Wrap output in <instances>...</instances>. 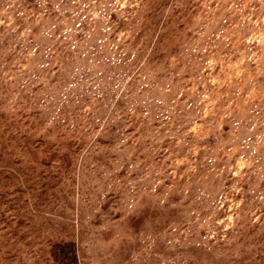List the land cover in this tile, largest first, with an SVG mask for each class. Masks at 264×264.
I'll use <instances>...</instances> for the list:
<instances>
[{
  "label": "rangeland",
  "instance_id": "1",
  "mask_svg": "<svg viewBox=\"0 0 264 264\" xmlns=\"http://www.w3.org/2000/svg\"><path fill=\"white\" fill-rule=\"evenodd\" d=\"M0 264H264V0H0Z\"/></svg>",
  "mask_w": 264,
  "mask_h": 264
}]
</instances>
